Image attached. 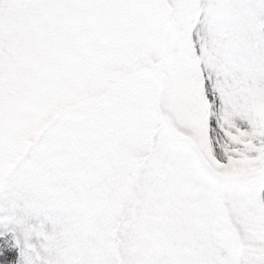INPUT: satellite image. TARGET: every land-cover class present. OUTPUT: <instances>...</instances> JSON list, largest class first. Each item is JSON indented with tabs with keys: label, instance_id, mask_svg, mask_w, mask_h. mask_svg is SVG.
I'll use <instances>...</instances> for the list:
<instances>
[{
	"label": "snow or ice",
	"instance_id": "1",
	"mask_svg": "<svg viewBox=\"0 0 264 264\" xmlns=\"http://www.w3.org/2000/svg\"><path fill=\"white\" fill-rule=\"evenodd\" d=\"M0 264H264V0H0Z\"/></svg>",
	"mask_w": 264,
	"mask_h": 264
}]
</instances>
